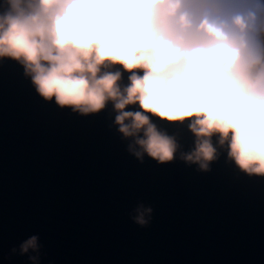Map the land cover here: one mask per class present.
I'll list each match as a JSON object with an SVG mask.
<instances>
[{"label":"water","instance_id":"water-1","mask_svg":"<svg viewBox=\"0 0 264 264\" xmlns=\"http://www.w3.org/2000/svg\"><path fill=\"white\" fill-rule=\"evenodd\" d=\"M115 70L127 86L131 73ZM116 115L111 102L82 115L45 100L0 58V264H31L19 245L33 235L39 264H264V176L242 171L215 135L209 171L181 159L195 148L189 119L148 114L178 148L170 162L138 159ZM141 204L147 227L133 220Z\"/></svg>","mask_w":264,"mask_h":264},{"label":"clouds","instance_id":"clouds-1","mask_svg":"<svg viewBox=\"0 0 264 264\" xmlns=\"http://www.w3.org/2000/svg\"><path fill=\"white\" fill-rule=\"evenodd\" d=\"M0 7V58L19 62L45 100L82 115L111 102L129 152L160 163L172 161L178 145L148 114L189 119L195 148L181 159L209 171L215 135L242 171L264 176L262 0H4ZM117 65L131 73L127 86ZM136 212L135 223L149 226L152 208ZM38 240L19 245L21 256L34 253L31 264H39Z\"/></svg>","mask_w":264,"mask_h":264}]
</instances>
